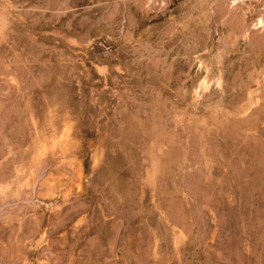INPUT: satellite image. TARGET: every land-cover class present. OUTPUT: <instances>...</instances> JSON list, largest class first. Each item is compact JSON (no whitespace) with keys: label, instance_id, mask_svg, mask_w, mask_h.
Masks as SVG:
<instances>
[{"label":"rangeland","instance_id":"obj_1","mask_svg":"<svg viewBox=\"0 0 264 264\" xmlns=\"http://www.w3.org/2000/svg\"><path fill=\"white\" fill-rule=\"evenodd\" d=\"M0 264H264V0H0Z\"/></svg>","mask_w":264,"mask_h":264}]
</instances>
